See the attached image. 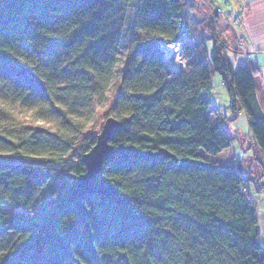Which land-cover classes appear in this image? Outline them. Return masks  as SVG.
Segmentation results:
<instances>
[{
  "label": "trees",
  "instance_id": "obj_1",
  "mask_svg": "<svg viewBox=\"0 0 264 264\" xmlns=\"http://www.w3.org/2000/svg\"><path fill=\"white\" fill-rule=\"evenodd\" d=\"M207 27L211 49L184 26L182 0H0V264H264L250 177L206 159L232 141L205 98L215 73L264 150L257 69H234ZM162 39L182 43L188 63L176 76ZM118 71L111 143L176 160L119 154L94 180L111 196H75L96 137L80 140Z\"/></svg>",
  "mask_w": 264,
  "mask_h": 264
},
{
  "label": "crops",
  "instance_id": "obj_2",
  "mask_svg": "<svg viewBox=\"0 0 264 264\" xmlns=\"http://www.w3.org/2000/svg\"><path fill=\"white\" fill-rule=\"evenodd\" d=\"M226 2L227 5H222V7L228 12L231 11L234 14L244 12L243 47L240 48L236 43L234 39L236 34L223 17L218 16L215 29L219 37L228 45L227 54L234 69L249 64L257 69L256 74L253 76L255 96L264 117V0H226ZM193 19L202 23L205 21V17L201 15L198 16L197 20L195 16H193ZM211 19L212 17L206 19L205 26L210 23ZM203 44L206 48H212V40L207 35H205ZM205 98L211 101L214 109L212 121L223 123L226 127H229L232 134L231 145L228 149L217 156L207 155L206 159L238 166L247 177H250L251 196L257 208L263 243L264 150H259L254 144V137L246 113L238 109L236 114H233L229 93L218 73L214 74L212 88L205 95Z\"/></svg>",
  "mask_w": 264,
  "mask_h": 264
},
{
  "label": "water",
  "instance_id": "obj_3",
  "mask_svg": "<svg viewBox=\"0 0 264 264\" xmlns=\"http://www.w3.org/2000/svg\"><path fill=\"white\" fill-rule=\"evenodd\" d=\"M121 127L122 122L120 120L114 117H108L106 119L101 127L100 133L96 136L95 144L81 157V162L85 165L86 172L73 176L76 185L74 190L75 196H81L83 194L111 196L113 188L110 184L99 187L94 184V180L101 176L105 162L114 159L119 154H135L152 159L173 158L176 160L175 155L165 148H161L158 151H142L134 145L119 144L115 146L111 143V139ZM23 214V212H18L16 217H20Z\"/></svg>",
  "mask_w": 264,
  "mask_h": 264
},
{
  "label": "rangeland",
  "instance_id": "obj_4",
  "mask_svg": "<svg viewBox=\"0 0 264 264\" xmlns=\"http://www.w3.org/2000/svg\"><path fill=\"white\" fill-rule=\"evenodd\" d=\"M190 1L192 2L193 5H191L192 7L190 6L191 9L188 13L190 15L189 16V33H191L192 37H194L193 40H195V42H197L198 45H200L201 47H204L203 40L205 39V35H207V33H208L207 31H209V27L205 26V24L207 22L206 19L212 17L211 21L213 22V24L215 26L218 16H221L224 18L225 22L228 24V26L230 28H232L234 34H236L235 38H234L235 41L236 42L238 41L237 36L242 34L243 27H244V12L243 11H241L239 13V15L242 17L243 20H242L241 27H238V26H235L236 19L239 16L238 13L234 14L233 12L230 11L228 14H226L224 11H222L223 9L220 8V7H222V5H224V2H223L224 0H220V2H219V0H212V1L211 0H190ZM220 3H221V5H220ZM200 6H202V7L200 8ZM216 7L219 8V12L213 10V9H216ZM200 15L202 17H205V21L203 23L199 22V21L198 22L195 21L192 17V16H195V18L197 20L198 16H200ZM233 24H234V27H233ZM217 35H218V33H217ZM187 37L188 36H186V40H187ZM219 38L221 39V37H219ZM242 40H244V37L242 38ZM126 41H127V37L125 38V41L123 43L124 46L126 45ZM189 42L191 43V41L188 40V43ZM241 43L242 44H239L240 48L243 47L244 41ZM225 44L227 45L226 42H225ZM124 46H123V51L125 50ZM184 60H185V65H184V70H185L187 67V63H188L187 57H185ZM121 63L122 62L120 61V65H121ZM119 80H120V72L118 71L116 76H115V80H114V82H113V84H112V86L108 92L107 100L103 103L102 107L98 109V112L96 113L94 120L88 125V128H87L83 138L80 140V144L83 143V141L86 138H88V139H86L87 142H90L91 139L95 138L100 133L102 125L104 124V122L106 121V119L109 116V115L106 116L105 114H106L107 110H109V108L111 107V103L115 98L116 84ZM22 114L28 120L35 119L38 124H42V125H46V126L53 124V118L47 119V120L37 121L36 116L34 115L33 111L26 110ZM71 159L73 161H69V162H74L77 160L76 157L75 158L71 157ZM16 211L22 212V210H20V209L16 210ZM263 243H264V240H263Z\"/></svg>",
  "mask_w": 264,
  "mask_h": 264
},
{
  "label": "built area",
  "instance_id": "obj_5",
  "mask_svg": "<svg viewBox=\"0 0 264 264\" xmlns=\"http://www.w3.org/2000/svg\"><path fill=\"white\" fill-rule=\"evenodd\" d=\"M182 2H183L184 26H189V16L190 15L188 13L192 7L191 5H193V4L190 0H182ZM219 2H220V0H219ZM223 2H224L223 6L227 5L226 0H224ZM220 8H222L223 9L222 11H224L226 14L229 13L227 10H225V8H223V7H220ZM213 10L219 12V8H217V7H216V9H213ZM238 15H239V13H238ZM242 20H243L242 17L239 15L236 19L235 26L241 27ZM233 27H234V24H233ZM237 37H238L237 38L238 41L236 43L238 45L242 44L241 42L244 41V40H242V38H243L242 34L238 35ZM158 48L162 52L165 64L168 67L169 72L172 76H176L184 70V65H185L184 58L186 57V55L183 51L182 43L171 42L167 39H162L159 42ZM176 53H178V60H179L178 66H175L176 58H174V57H175ZM243 190L248 191V188H244Z\"/></svg>",
  "mask_w": 264,
  "mask_h": 264
},
{
  "label": "bare ground",
  "instance_id": "obj_6",
  "mask_svg": "<svg viewBox=\"0 0 264 264\" xmlns=\"http://www.w3.org/2000/svg\"><path fill=\"white\" fill-rule=\"evenodd\" d=\"M173 55V54H172ZM176 58V63H175V66H178V63H179V60H178V53H176L175 57Z\"/></svg>",
  "mask_w": 264,
  "mask_h": 264
}]
</instances>
